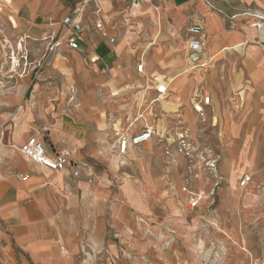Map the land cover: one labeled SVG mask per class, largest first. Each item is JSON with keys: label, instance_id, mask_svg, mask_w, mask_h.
Returning <instances> with one entry per match:
<instances>
[{"label": "crops", "instance_id": "obj_1", "mask_svg": "<svg viewBox=\"0 0 264 264\" xmlns=\"http://www.w3.org/2000/svg\"><path fill=\"white\" fill-rule=\"evenodd\" d=\"M129 3L0 0L13 23L5 34L18 36L11 40L31 67L18 76L25 91H6L0 105V264H222L200 250L201 229L215 227V217L202 210L205 199L190 206L186 192L188 177L198 188L190 200L209 184L196 170L174 171L164 148L170 137L198 130L194 103L205 95L206 120L218 121L230 148L223 174L243 161L236 146L242 153L264 146L254 137L264 133V39L250 16H238L234 26L225 19L242 8L264 9V0ZM80 21V48L71 49L67 38ZM192 25L201 28L205 67L188 59ZM13 59L15 65V52ZM159 82L166 93L157 92ZM148 127V140L119 152L120 135ZM31 136L49 154L69 150L66 166L24 155Z\"/></svg>", "mask_w": 264, "mask_h": 264}, {"label": "rangeland", "instance_id": "obj_2", "mask_svg": "<svg viewBox=\"0 0 264 264\" xmlns=\"http://www.w3.org/2000/svg\"><path fill=\"white\" fill-rule=\"evenodd\" d=\"M79 24L81 25L74 27L77 31L84 26L81 21ZM95 25L97 26V21ZM11 26L13 23L0 5V105H4L7 101L4 98L6 91L14 93L25 91V88H18V76L20 74L24 76L22 74H25L26 69L27 71L31 69L29 63L23 62L24 52L17 50L18 45L11 40L12 37L17 41L18 36L5 34L6 29ZM26 44L23 42L24 51H26ZM14 52L18 59L15 65ZM44 69L40 68L42 71ZM35 70H38V67L33 71ZM236 96V108L241 109L245 101V91L238 90ZM167 101L171 104L170 100L167 99ZM198 117L200 126L198 130L193 135L184 131L177 137H170V144L165 146L164 154L170 157V164L174 171L191 174L190 172L196 170L199 175L194 173V176L202 177L203 181L209 184L205 193L198 192L194 196L197 201L205 199L202 202V210L209 216L215 217L211 220L215 227L205 223L201 229L199 237L205 241V246L203 243L202 247H204L200 250L221 258L222 264L223 261L225 264H259L264 257V146H253L243 153V148L236 146L233 153L241 155L243 161L237 164L234 172L223 174L221 168L230 155V148L223 145L224 136L221 126L216 119L213 123L209 116L206 120V112ZM178 123L184 126L185 122L178 120ZM181 134L185 136L181 137ZM254 137L262 139L264 133L255 134ZM246 155H254L255 160L245 162ZM214 160H216V168H211L210 163ZM245 173L253 175V181L247 187L240 185V178ZM213 176L216 177V181L212 178ZM196 183L197 180L188 177L186 185L189 189L186 192L190 206V198L194 195L191 190L198 189ZM230 231L233 233L227 236L226 232ZM207 260L205 264L213 263V258Z\"/></svg>", "mask_w": 264, "mask_h": 264}, {"label": "built area", "instance_id": "obj_3", "mask_svg": "<svg viewBox=\"0 0 264 264\" xmlns=\"http://www.w3.org/2000/svg\"><path fill=\"white\" fill-rule=\"evenodd\" d=\"M146 0H130L129 7L138 8L141 3ZM212 6H214L212 4ZM97 7V11L100 12L101 9L99 6ZM238 16H250L251 17V26L256 28L259 32V39H264V9H254V8H242L236 14L231 16H225V19L229 21L230 26H234L236 24V18ZM97 26H101V23L98 22ZM73 27V26H72ZM75 27V26H74ZM189 32L192 34V37L189 40L188 44V59L193 67H205L206 63L202 60L203 54V43L201 40V36L199 33L201 32V28L197 25H192L189 27ZM79 32L72 29L71 33L67 38V43L71 49L80 48L79 44ZM59 46L58 40L54 41L51 44L50 50H54L55 47ZM138 70H143V64L138 66ZM156 90L159 94H164L167 92V85L159 82L156 86ZM211 103V96L205 95L202 99H199L194 103V110L200 116L205 114V106ZM154 133V130L148 127L143 132L129 138L126 135H120L118 140V149L120 153H126L130 144L139 145L144 141L148 140L151 135ZM184 139V138H183ZM22 152L27 157L41 163L47 165L51 168H64L68 162V157L70 154L69 150H61L55 155L49 154L47 152L45 143L43 140L31 136L21 147ZM211 168H216V160L210 163ZM78 174V172H75ZM252 181V175L250 173H245L241 180V186H247ZM198 205V201L193 199L191 200V206L196 207ZM259 264H264V257L260 260Z\"/></svg>", "mask_w": 264, "mask_h": 264}]
</instances>
